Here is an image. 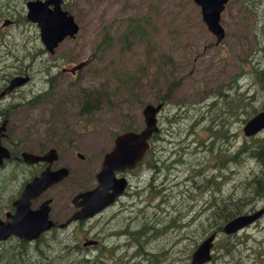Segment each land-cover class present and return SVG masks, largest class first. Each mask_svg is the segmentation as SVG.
I'll return each mask as SVG.
<instances>
[{
    "label": "rangeland",
    "instance_id": "rangeland-1",
    "mask_svg": "<svg viewBox=\"0 0 264 264\" xmlns=\"http://www.w3.org/2000/svg\"><path fill=\"white\" fill-rule=\"evenodd\" d=\"M25 2L0 0V14L4 18L13 14L12 20L19 23L0 30V52L5 43V49L21 53L15 45L21 44L24 34L37 43L33 26L20 21L26 20ZM63 9L73 15L78 32L76 39L61 49L70 44L82 59L92 46L93 62L77 74V102L81 100L79 90L99 95L94 100L98 104L92 118L77 119L76 126L61 133L66 141L57 147L55 166L66 165L71 176L56 185L54 193L70 194L94 186V175L103 155L111 150L115 136L128 127L131 131L143 127L141 110L145 105H156L159 99L164 104L157 118L159 134L151 137L150 149L137 169L126 174L115 172L117 178L129 176L135 180H131L130 187L134 185L139 196L132 212H124L121 221L129 228L137 224V236L127 243V239L113 236L122 230H112L109 223H103L98 229L100 247L96 251L79 250L81 236L88 240L86 234L92 229L81 226L74 239H66L62 232L61 240L42 241L41 262L36 250H32L37 247H31L27 264H57L53 256L56 254L61 258L58 264H80L84 258L90 264H154L152 259H156L155 264H188L202 233L216 223L215 216L207 211L209 206L218 199L242 198L245 181L257 170L251 159L237 156L242 140L248 139L241 131L245 111L233 118L224 114L222 105L217 104V110L209 105L217 102L218 90L223 88L233 101V111L241 109L239 104L246 111L259 112L264 108V0H228L220 15L224 39L217 45L191 0H67ZM127 19L140 21L142 39L123 38ZM12 46L16 48L12 50ZM33 69L37 77L15 92V101L41 91L40 66ZM11 73L10 67L0 68V77ZM168 87L170 95L165 101ZM20 92L26 95L24 99ZM26 106L31 109L21 116L22 126L16 127V133L32 142L25 148L41 150V130L45 129L47 115L41 116V102ZM191 125L194 128L188 135ZM215 131H225L227 138L215 139L211 146L208 143ZM253 138L264 140V131ZM207 148L212 151V158L204 162L210 157ZM77 153L83 160L76 157ZM198 167L201 187L194 189L189 178L195 177ZM20 172L12 178L14 187L26 177ZM204 175L210 183L215 177L218 187L204 191L202 187L209 185ZM255 201L253 210L237 206L242 211L235 217L255 213L264 204V192ZM228 209L231 208L219 215ZM115 212L114 208L110 216ZM136 238L139 245L133 242ZM263 245L264 216L232 237L219 234L208 264H264L259 256ZM18 262L9 256L0 259V264Z\"/></svg>",
    "mask_w": 264,
    "mask_h": 264
},
{
    "label": "flooded vegetation",
    "instance_id": "flooded-vegetation-1",
    "mask_svg": "<svg viewBox=\"0 0 264 264\" xmlns=\"http://www.w3.org/2000/svg\"><path fill=\"white\" fill-rule=\"evenodd\" d=\"M29 1L35 0H26V2ZM66 4L67 0H61V11L67 12L63 9V5ZM67 13L71 15L69 11ZM12 16L13 14L9 17L0 19V30L13 25H19L16 20H12ZM71 16L73 17V15ZM73 21L78 27L74 17ZM22 24L33 26L37 43H32L31 41L33 39L29 38L28 34H24L25 37L23 38L21 44L15 45L19 47L21 53L14 54L11 49H5L8 48L5 43H2L5 48L2 52H0V68L10 67L12 69L11 74L5 76L2 75L0 77V149L6 150L8 153V157L2 158L0 161V259H5L9 256L20 260V263L18 262L16 264H27L30 248L37 247L32 248V250H36V254L40 256L41 262L42 241L48 240L56 242L61 240L62 234L60 233L62 232H64L63 236H65L66 239H74V235L77 234L78 228L81 226H92L91 231L86 234V236L89 238L88 240L95 241L96 244L84 245V243L88 240L83 235L84 238L81 236L83 242L81 247H79V250L90 248L93 251H96L100 247L99 241L102 239L101 232L98 231V229L103 223H109V228L112 230H122L120 233L113 236L125 238L128 243L130 240L129 234L139 230V226L137 224H135L132 228H129L125 222L121 221L125 218L124 212L127 214L132 212V206L136 204L135 199L139 196L133 188L134 185L133 187H130V182L133 179L129 176L126 178L127 185L124 191L120 196L115 198L111 204L101 209L91 218L85 220H81L80 218L72 219V217L80 211V207L77 206L80 200L76 199V197L83 192L93 189L96 183L90 188H85L74 193L71 192L70 194H67L66 192L60 194L54 193L55 186L71 176V172L66 165L59 164L55 166L57 162L56 160L50 165V170L66 168L68 170L66 178L59 183L50 186L34 198L29 199L26 204L27 207H25L27 210L22 206L24 205L23 203L19 205L20 207L17 209L19 211L16 210L17 201L21 198L25 184H27L34 177H37L47 166L46 163L41 161L27 163L21 155L23 153H29L41 156L48 150L53 149L56 151L58 157L57 147L61 145L62 141H66L65 139H62L61 133L71 130L73 126H76L77 119L86 118V120H88L92 118L93 114L96 112L92 109L98 104V102L94 103V100L95 97L99 95V93L96 95V92H85L83 90H79L78 96H81V100L79 101V104L77 102V90L80 79L77 74L80 70L88 67L89 64L93 62V55L90 53L92 51V46L89 45L90 52L82 59L77 57V49L72 47L70 44L63 49L61 48L64 44L76 39L75 36L78 30L72 38L66 36L51 51H48L45 44L41 42L40 32L36 24L27 20H25ZM14 48L16 47L12 46V50ZM7 59H9V61H7ZM35 65L40 66V70L38 72L41 75V91L36 92L28 99H24L26 95L24 92H20V96L24 100L15 101V92L23 90L22 88L29 83H33L34 78L37 77V72L33 69ZM12 78H20L24 80V82L18 87L12 89L10 92H5V89ZM39 102H41V116L47 115L46 121L43 124L45 129L41 130V143L44 144V147H42L41 150L37 149V151H31L25 147L32 142L20 133L17 134L16 127L22 126L21 121H23V119H21V116L25 115L26 112L31 109L26 106V104L36 105ZM83 106H85L86 111H81ZM20 171L25 173L26 177L18 182L17 186L14 187L12 186V178L17 174H20ZM132 172V170L126 171L124 174ZM116 176L118 177V175ZM204 177L205 179L208 178L205 175ZM133 181L135 183V180ZM153 198H155L154 195ZM46 201H49L47 221H49L52 226L46 231L40 232L36 238L26 240L21 233H23L24 227L29 225L23 223L21 224V220H23L26 211L35 212ZM212 204L209 206L207 211L210 212L215 208ZM114 208L116 212L114 215L110 216L109 212ZM261 208H264V204L260 208H257V210ZM263 216L264 214L255 222L259 221ZM102 219L104 220L102 221ZM114 224L116 225L114 226ZM39 229H41V226ZM211 234H214L215 239L219 235V233L211 230L208 232L204 231L199 239V242H203ZM136 243L137 241L135 244ZM136 245H139V243ZM90 263L91 262L89 261V264ZM189 263L190 258L188 264Z\"/></svg>",
    "mask_w": 264,
    "mask_h": 264
},
{
    "label": "water",
    "instance_id": "water-1",
    "mask_svg": "<svg viewBox=\"0 0 264 264\" xmlns=\"http://www.w3.org/2000/svg\"><path fill=\"white\" fill-rule=\"evenodd\" d=\"M191 1L199 8L201 21L207 32L215 38V44H219L224 38L223 29L219 25V18L228 0ZM60 4L61 0H35L25 3V19L36 24L40 32L41 42L45 44L48 51H51L66 36L72 38L78 30L73 17L65 11H61ZM23 82L24 80L20 78H12L5 92H10ZM161 108L162 104L145 105L141 110L143 127L139 131H124L115 136L111 150L103 155L100 169L95 174V187L76 197V199L80 200L77 205L80 207V211L72 219L91 218L122 194L127 181L125 178L115 177V172L122 173L139 166L145 153L150 149L151 137L159 131L157 115ZM263 130L264 111H260L252 116L244 123L241 129L242 135L245 138L253 137ZM21 156L27 163L41 161L46 163L47 166L37 177H34L25 184L21 198L17 201L16 210L20 207L21 203L24 204L22 205L24 208L27 207L26 204L29 199L34 198L50 186L59 183L62 179L66 178L68 173L66 168L50 170V165L58 158L56 151L53 149L48 150L41 156L29 153H23ZM7 157V151L0 149V161L2 158ZM76 157L83 160V156L79 153L76 154ZM48 203L49 201L43 203L35 212L26 211L23 220H21V224L29 225L24 227V231L21 233L26 240L36 238L40 232L46 231L52 226L47 221ZM25 209L27 210V208ZM263 213L264 208L257 210L250 216L235 218L225 223L221 228V232L225 235H233L238 230L255 222ZM40 226L41 229H39ZM213 240L214 234H211L206 240L200 242L192 252L189 264L208 263L211 260L210 250L213 246ZM90 244H96V242L88 240L84 243V245Z\"/></svg>",
    "mask_w": 264,
    "mask_h": 264
},
{
    "label": "trees",
    "instance_id": "trees-1",
    "mask_svg": "<svg viewBox=\"0 0 264 264\" xmlns=\"http://www.w3.org/2000/svg\"><path fill=\"white\" fill-rule=\"evenodd\" d=\"M22 2H24L25 0H21ZM4 4V2H3ZM1 12V11H0ZM4 18L2 16V14H0V19ZM21 22H24V19L20 18ZM262 25L264 26V21L261 22ZM143 30L141 29L140 26V21L136 20V19H127L126 20V26L124 29V33H123V38L126 37H132V38H136V39H142L143 38ZM228 89H230L231 85L227 86ZM170 90L169 87L166 89L165 92V101H167L169 95H170ZM217 97L218 100L215 103H212L209 105V108H214V110H217L218 108L216 107L217 104L218 105H222V108L226 111L224 114L228 115V116H233V118H236L239 114L243 113V111H245L244 114V118L241 120L242 123H245L247 120H249L252 116H254L256 113H258V111H255V109H251L249 111H246V109H243V105L239 104L237 105L238 111H233L232 109L234 108L233 105V101L232 99L223 92V88H220L218 90L217 93ZM241 101V100H240ZM158 104H162V99H159V101H157ZM164 104V103H163ZM163 106V105H162ZM264 108H262L261 110L263 111ZM94 112L97 111L96 106L93 107ZM81 111H86L85 106L82 107ZM260 112V111H259ZM222 113V112H220ZM160 114V113H159ZM159 114H158V118H159ZM158 125H159V129H160V123L158 121ZM219 125H223L222 123H220ZM194 128V125H191L188 129V135L192 133V130ZM212 126L209 127V130H211ZM129 131L130 128H126L124 130H122V132L124 131ZM159 134V131L156 135ZM156 135L153 136V138L156 137ZM158 137V136H157ZM212 140L208 143L211 146H214V140L215 139H226L227 135L225 131H220L218 134L215 131L214 133H212L211 136ZM199 144V143H197ZM203 145V143L201 144ZM208 153L210 154L209 158H206L204 162H209L212 158L211 153L212 151L210 150V148H207ZM237 156H245L247 159H251L257 170L256 172L251 176V178H249L248 180L245 181L244 185H243V190H246L244 193V196L242 198H239L237 200H233L231 201V197L226 198L224 201L218 199L216 202H214L212 204L213 207H215L212 211H210V214L215 216V225L211 226L212 229H210L211 231L217 232L219 234H221L222 236L224 235L225 237H232L231 235H225L222 234L221 232V228L222 226L229 222L230 220H232L237 214H239V212L242 211V209H239V207L237 206H242L245 208H248L249 210H253L254 208V203L256 202L255 200L262 198V193L264 192V140L263 139H254L253 137H249L248 139H243L241 145L238 147L237 149ZM230 157H233L230 155ZM231 159H234L231 158ZM179 160L175 161L178 162ZM197 166H201V163H196ZM196 175L195 177L192 179V176L189 178L191 180V184H192V188L197 189L199 187H201V185L199 184V176H200V167L197 168V170L195 171ZM207 182L210 181L209 178L206 179ZM203 183L205 181H202ZM219 183L218 181L215 179H213L212 183L209 182L208 187H202V189L205 191L209 190V189H216L218 187ZM151 188V185L149 186ZM223 204H220L222 203ZM251 202V203H250ZM250 203V205H249ZM220 204V205H218ZM226 208H231L228 209L226 211V213L223 216H220V212H222V210L226 209ZM210 219V218H209ZM177 229H180L179 227ZM137 232H132L130 233V239L134 238L137 236ZM137 241V238L133 240V242L135 243ZM140 244V243H139ZM142 244H146L145 242H142ZM263 244V242H262ZM197 247V246H196ZM263 251H264V246H263ZM263 251L261 253H259V256H261V258L263 259V263H264V255H263ZM239 252V251H238ZM54 258L57 260V264L58 262H60V256L58 254L53 255ZM46 261H48V257L45 256L44 258ZM153 263L155 264L156 259H152ZM81 262L80 264H89V261L87 259H80ZM145 262V260L141 261ZM46 264H48L46 262Z\"/></svg>",
    "mask_w": 264,
    "mask_h": 264
},
{
    "label": "bare ground",
    "instance_id": "bare-ground-1",
    "mask_svg": "<svg viewBox=\"0 0 264 264\" xmlns=\"http://www.w3.org/2000/svg\"><path fill=\"white\" fill-rule=\"evenodd\" d=\"M62 180H63V179H62ZM62 180H61V181H62ZM251 215H252V214H251ZM246 216H250V215H246ZM240 217H244V216H240ZM231 221H232V220H231Z\"/></svg>",
    "mask_w": 264,
    "mask_h": 264
}]
</instances>
